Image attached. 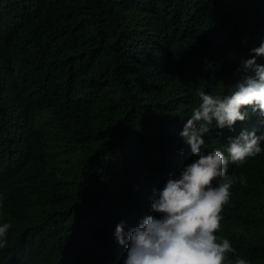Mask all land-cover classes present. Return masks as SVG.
<instances>
[{"label": "trees", "instance_id": "1", "mask_svg": "<svg viewBox=\"0 0 264 264\" xmlns=\"http://www.w3.org/2000/svg\"><path fill=\"white\" fill-rule=\"evenodd\" d=\"M263 24L261 0H0V166L15 178L1 187L23 200L0 264H46L101 240L106 229L83 209L107 198L91 188L147 193L174 147L164 128L196 89L221 87L203 73L213 56ZM181 87L189 101L176 111L170 93ZM93 172L108 183L80 184ZM233 245L242 256L243 233ZM252 258L264 264V249Z\"/></svg>", "mask_w": 264, "mask_h": 264}, {"label": "clouds", "instance_id": "2", "mask_svg": "<svg viewBox=\"0 0 264 264\" xmlns=\"http://www.w3.org/2000/svg\"><path fill=\"white\" fill-rule=\"evenodd\" d=\"M239 25L246 23L241 19ZM222 28L218 24L212 30ZM246 37L247 42L217 52L203 71L218 75L221 87L196 89L198 100L189 112L176 114L179 121L164 128L175 132L174 147L163 153L149 191L129 200L111 186L107 195L102 186H93L95 195L107 200L98 201L95 211L82 208L83 214L100 222L105 235L46 264H256L252 254L264 249V24L252 39ZM170 95L176 111L189 101L183 87ZM1 170L0 252L13 225L22 222L23 204L21 191L1 187L15 185V178ZM59 181L66 191L69 184ZM92 183L108 181L94 172L80 181L87 187ZM117 201L114 214L107 204ZM238 232L245 238L242 256L233 245Z\"/></svg>", "mask_w": 264, "mask_h": 264}]
</instances>
